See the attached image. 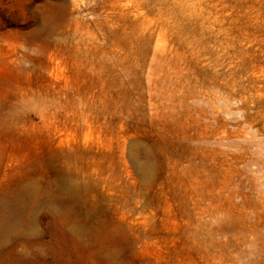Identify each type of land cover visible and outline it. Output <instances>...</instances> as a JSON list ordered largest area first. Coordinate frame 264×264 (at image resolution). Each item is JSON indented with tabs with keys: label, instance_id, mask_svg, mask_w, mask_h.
<instances>
[{
	"label": "rangeland",
	"instance_id": "1",
	"mask_svg": "<svg viewBox=\"0 0 264 264\" xmlns=\"http://www.w3.org/2000/svg\"><path fill=\"white\" fill-rule=\"evenodd\" d=\"M0 264H264V0H0Z\"/></svg>",
	"mask_w": 264,
	"mask_h": 264
},
{
	"label": "bare ground",
	"instance_id": "2",
	"mask_svg": "<svg viewBox=\"0 0 264 264\" xmlns=\"http://www.w3.org/2000/svg\"><path fill=\"white\" fill-rule=\"evenodd\" d=\"M21 193H22V195H29L30 194V188H26V189H23L22 191H21Z\"/></svg>",
	"mask_w": 264,
	"mask_h": 264
}]
</instances>
